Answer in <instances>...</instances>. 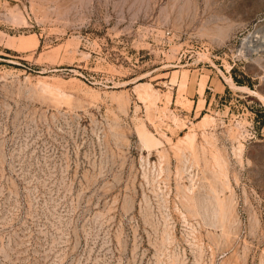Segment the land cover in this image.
<instances>
[{"label": "rangeland", "instance_id": "374dc122", "mask_svg": "<svg viewBox=\"0 0 264 264\" xmlns=\"http://www.w3.org/2000/svg\"><path fill=\"white\" fill-rule=\"evenodd\" d=\"M0 264H264V0H0Z\"/></svg>", "mask_w": 264, "mask_h": 264}, {"label": "trees", "instance_id": "16d2710c", "mask_svg": "<svg viewBox=\"0 0 264 264\" xmlns=\"http://www.w3.org/2000/svg\"><path fill=\"white\" fill-rule=\"evenodd\" d=\"M236 81H237L238 83H242V81H240V80H238V79H236Z\"/></svg>", "mask_w": 264, "mask_h": 264}]
</instances>
